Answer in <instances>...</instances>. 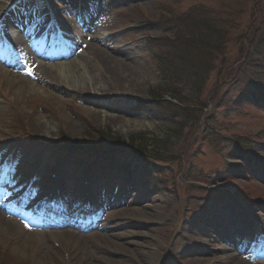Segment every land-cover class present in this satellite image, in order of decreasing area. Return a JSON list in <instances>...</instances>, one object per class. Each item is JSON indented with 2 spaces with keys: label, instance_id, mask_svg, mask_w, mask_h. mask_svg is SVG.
<instances>
[{
  "label": "rangeland",
  "instance_id": "rangeland-1",
  "mask_svg": "<svg viewBox=\"0 0 264 264\" xmlns=\"http://www.w3.org/2000/svg\"><path fill=\"white\" fill-rule=\"evenodd\" d=\"M71 2L61 4L58 0H49L42 6L26 3L25 8L27 11L40 8V12L53 13L58 18V31L65 34H72L74 28L81 29L78 18L84 19L102 37L99 47L119 59L126 57L131 64L150 71L153 80L141 84V93L138 95H130V84L122 94L116 91L83 90L87 86L99 88L101 85L98 84L100 73L97 67L87 62V68L77 70L80 75V79H77L78 91H57L52 82L56 75L49 76L43 68L67 64L85 52L84 46L88 40L84 36L65 35L68 44L57 49L56 53L63 56L65 51H69L71 54L53 60H44L34 53H23L11 43L8 50L0 44V151L3 152V156H0V174L7 168L6 173L12 181L0 186L8 194L5 201L19 213L20 205L13 200L33 183L42 191V196L53 194L63 201L67 200V196L78 201L81 194L88 195L90 190V195L101 200L104 206L112 205L109 210L93 213V217L98 216L101 222L108 225L117 224L114 233L136 231L154 239L149 242L136 239L146 247L130 248L131 254L141 264L149 261L150 256H155L152 257L155 264H238L240 259L247 264H264V242L261 241V234L264 233V105L257 106L249 99L232 108V103L228 102L227 109L220 108L213 113L214 108L210 104L204 115L196 113L199 118H195L191 109L198 107V104L189 101V96L193 95L191 86L178 78L175 68L167 69L171 79L166 81L159 69L161 66L156 53L151 52L153 39H173L175 27L172 25L176 19L201 8L207 16L227 20L224 26L230 40L224 58L234 63L240 57L242 45L252 36L249 28L256 17L253 11L257 12L261 6L264 8V0ZM65 8L69 11H63ZM0 20H8V16L0 13ZM15 25L13 19L3 24L15 37H22L24 34L19 35ZM40 30L42 26L34 29L33 33ZM55 33L50 36L51 41H54ZM222 59H214L217 67H214L210 80L202 88V100L207 99L218 87L219 80L216 77ZM259 68L263 72L264 68ZM29 71L33 74H26ZM8 74L31 82L33 89L23 102L17 103L18 95L9 86ZM225 89L219 88L218 94L223 95ZM158 92L172 97L177 95L190 108L177 113L174 119L156 117L145 108L144 103L152 101L153 95ZM101 110L114 113L111 123L93 121L87 113ZM125 119L134 120L136 125V129L127 134L121 133ZM86 120L96 126L93 128L103 129L124 139L141 133L159 140L170 139L173 146L170 147L171 156L182 155L179 158L181 163L172 161L170 157L158 161L164 181L159 179L157 186L147 183V176L134 165L124 173L114 174V178L109 180L88 168L80 171L71 160L65 159V155L57 153V147H64L66 140L79 143L88 140L91 126H86ZM205 121L208 129L202 132L201 126ZM197 126L199 128L195 129ZM177 131L181 134L179 139ZM93 135L99 137L96 133ZM13 158L19 161L14 170ZM184 172L186 174L183 176ZM59 182L68 184V189L54 192L55 184ZM45 187L49 188V192L44 190ZM35 196L34 193L30 194L29 199ZM145 197H150L153 202L149 203ZM146 205L158 207L166 216L155 217L151 221L149 215L152 213ZM124 213L138 217L141 222L139 224L136 219L135 223L140 228L133 226L135 223H132V219H123ZM30 214L32 217H41L39 209L31 210ZM16 215L14 219L21 221ZM240 219L241 225H236L234 220ZM33 222L29 220L27 223ZM199 226L204 227L206 234L203 246L201 242L195 244L197 247L202 246L197 251L192 250L194 244L185 239L198 232ZM97 230L91 225L87 232ZM223 234L232 239L236 237L232 245H237L238 237L255 234L259 243H262L257 247L262 254L255 257L247 255L242 259L244 256L225 240ZM47 240L45 238L43 242L46 244ZM54 247V251L43 250L48 254L54 253L48 255V261L45 262L35 258L32 253L20 250L15 242L0 238V264H95L81 255H74L70 261L66 257L68 249L59 243ZM197 259L202 260L201 263L195 262ZM126 264L133 263L128 261Z\"/></svg>",
  "mask_w": 264,
  "mask_h": 264
},
{
  "label": "trees",
  "instance_id": "trees-1",
  "mask_svg": "<svg viewBox=\"0 0 264 264\" xmlns=\"http://www.w3.org/2000/svg\"><path fill=\"white\" fill-rule=\"evenodd\" d=\"M263 9L261 6L257 12L253 11V16L256 17L249 28L252 36L242 45L240 57L234 63H230L229 58H224L230 40L228 30L224 26L227 20L207 16L206 11L201 8L191 10L176 19L172 25L176 28L173 39H153L151 52L157 55L164 79H171L167 69L175 68V71L178 70L175 72L178 78L191 86L193 95L189 96V101L198 104V107L191 109L195 118L198 117L196 113L204 115L210 104L214 108L213 113L220 108L227 109L228 102L232 103V108L249 99L257 106L264 105V69L260 72L259 68H264ZM216 57L223 58L216 77L219 84L207 99L202 100V88L210 80L214 67H217L214 61ZM223 87H226L224 94H218L219 88ZM152 99L145 102L144 106L156 117L174 119L177 113L190 108L185 105L187 102L177 95L172 97L158 92ZM205 124L206 121L201 126L202 132L208 129ZM92 128L91 126L88 140L82 143L66 140L64 147H57V153L65 155V159L71 160L80 171L88 168L101 176L110 177L115 173L127 171L130 165L134 164L147 176V183L157 186L158 180H163V170L158 161L170 157L172 161L181 163L179 158L182 155L171 156L170 147L173 146L170 139L159 140L144 133L124 139L103 129ZM198 128L197 126L195 129ZM95 133L99 137L94 136ZM176 136L178 139L181 136L179 131ZM182 154L184 156V153ZM185 174L184 172L183 176Z\"/></svg>",
  "mask_w": 264,
  "mask_h": 264
},
{
  "label": "bare ground",
  "instance_id": "bare-ground-1",
  "mask_svg": "<svg viewBox=\"0 0 264 264\" xmlns=\"http://www.w3.org/2000/svg\"><path fill=\"white\" fill-rule=\"evenodd\" d=\"M72 3L73 2H70V4ZM25 5L26 3H22L21 0H0V13L6 14L11 20H15V26L20 32L19 35L24 34L22 37H15L12 31L7 29L8 32L6 34L3 33L0 35V44L4 46L9 44V41H11L14 45V48L22 50L23 53H42L44 56L43 58L52 59L59 56L61 53H54L51 49L47 50L49 45L50 47L53 46L49 40H47L50 43L48 45L47 42L38 39L35 36L36 34L32 33L34 29L40 26H42V28H49L48 32L58 31L59 24L57 16L49 12H39L40 18L38 19L37 12L34 10L27 11ZM80 36H84L85 39L88 40V43L85 42V52L77 55L75 59H72L67 64L57 67L54 66L43 68L45 69L44 72L49 76L56 75L55 78L53 77V79H51L57 91H78V80L80 79V75L77 70H79L81 67L87 68V62L90 65L97 67L100 73V76L98 77V84L101 85L99 88L87 86V88H83V90H93L94 92L116 91L119 94H122L124 89L126 90L127 85L130 84L132 87L130 95H138L141 93V84L143 85L144 83L153 80V75L150 71L144 69L140 65L131 64L128 62L126 57L119 59L114 54H109L99 47L98 43L101 42L100 40L102 37L97 35L96 29L92 24H88L86 26V30L80 34ZM92 42L96 44H93ZM70 54L71 53L69 51H65L63 56L67 57ZM7 77L9 80V86H12V89H15L17 92V103L23 102V100H25V98L29 95V91L33 89L31 82L15 75L8 74ZM51 94L48 95L52 96ZM87 113L90 114V117L93 119V121H108L111 123L113 120L112 118L115 117L114 113L108 112L106 110H101L98 112L87 111ZM1 119L2 116L0 115V121ZM87 125L96 127L86 120V126ZM120 125H123V122H120ZM121 128V133L127 134L130 130L136 129V125L134 120L125 119V125H123ZM2 175H6V172H3ZM6 177L9 179L8 175H6ZM60 183L61 182L55 184L56 190L54 192L68 189V184ZM44 190H48L49 192L48 187H45ZM72 190L73 189H71L70 192H72ZM145 198L149 200V203L153 202L150 197ZM5 199L6 197H4V195L0 197V238L5 239L6 241L15 242L20 250H23L26 253H32L34 257L40 261L47 262L48 255L50 256L54 254L53 252L48 254L43 250L47 249L49 251H54V245L59 243L61 247L68 249L69 254L66 257L70 261L74 259V255L76 257L81 255L85 260H88V262L91 260L94 261L95 264H126L128 261L133 264H141L140 261H137L136 258L131 254L130 248L133 247L137 249V247H146L143 243L137 242L136 239L144 240L146 242L154 241V239L149 235L141 234L136 231H128L127 233H114L113 229L117 224H105L103 221L101 222L98 219H92L89 214H84L82 217L78 214L76 216V220H73L69 223L63 222L60 227L63 228L69 226L73 229L64 228L63 230H38L37 227H40L37 225L38 223H30L26 227L27 221L23 218L21 221H16L14 219L13 216L15 213L11 208H9V202H6ZM17 201L18 200L15 202ZM146 206L152 213L149 215L151 216V221L155 217H163L165 215V213L158 207H150L149 205ZM84 217H86V221L84 220ZM168 217L169 216H167L166 219ZM126 218L132 219V223L138 221L140 224L141 222L138 220V217L129 215V213L123 214V219ZM230 221L233 222V220ZM234 223L240 226L241 219L234 220ZM139 224L135 223L133 226L135 228H140ZM91 225L92 227L94 226V228L96 227L98 230L96 232H87L88 227ZM198 229V232L193 233V235L191 234L185 239L189 243L194 244L193 247L191 246V249L197 251L204 245V242L202 241L205 238L204 234H206L203 226H199ZM200 232L202 233L200 234ZM223 237L225 240H227V242L230 243L231 246L235 248V250H237V245H241L250 241V239L254 238V234H248L245 237H238L237 245H232L236 237L232 239L230 236L225 234H223ZM45 238L49 239L46 241V244L43 242ZM200 242L202 246L200 245V247H197L195 244ZM42 253H44V255ZM240 254L244 256L242 259H245V255L243 253ZM235 256L232 255L231 257ZM61 257L63 258L64 256L61 255ZM152 257L154 258L155 256H150L149 261H146L144 264H155V260ZM58 258L61 259L60 257ZM201 261L202 260L197 259L195 262L201 263ZM202 264H207V262H202ZM238 264H247V262L240 259L238 260Z\"/></svg>",
  "mask_w": 264,
  "mask_h": 264
},
{
  "label": "snow or ice",
  "instance_id": "snow-or-ice-1",
  "mask_svg": "<svg viewBox=\"0 0 264 264\" xmlns=\"http://www.w3.org/2000/svg\"><path fill=\"white\" fill-rule=\"evenodd\" d=\"M21 2L22 3H27V4H33V5L38 4V5H41L42 6V5L47 4L49 2V0H21ZM58 2L61 3V4H67V3H70L71 0H58ZM35 11L38 14L37 18L39 19L40 18L39 17V12L41 11V9L40 8H37V9H35ZM63 11H69V9L65 8ZM26 74L32 75L33 72L32 71H29ZM0 156H3V152L2 151H0ZM18 163H19L18 159L13 158V160H12L13 170H14L15 165L18 164ZM7 170L8 169L6 168L5 169V172ZM11 182L12 181H10L9 179H7L6 175H0V183L7 184V183H11ZM5 195H7V193H5ZM27 226L28 225H26V227ZM261 241L264 242V233L261 234Z\"/></svg>",
  "mask_w": 264,
  "mask_h": 264
}]
</instances>
